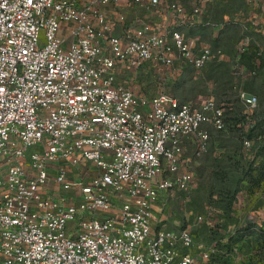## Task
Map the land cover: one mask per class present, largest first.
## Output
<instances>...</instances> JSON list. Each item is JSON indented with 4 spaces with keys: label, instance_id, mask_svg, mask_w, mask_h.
<instances>
[{
    "label": "built area",
    "instance_id": "built-area-1",
    "mask_svg": "<svg viewBox=\"0 0 264 264\" xmlns=\"http://www.w3.org/2000/svg\"><path fill=\"white\" fill-rule=\"evenodd\" d=\"M188 1L190 13L179 0H0V264H248L264 255L248 248L264 237L263 194L256 236H233L242 224L199 243L189 228L154 219L166 194L189 202L195 174L182 155L193 145L199 165L210 144L203 126L224 130L226 103L142 94L118 78L134 70L138 79L148 65L165 78L175 64L181 78L186 67L202 72L225 54L199 34L247 30L234 16L203 17L223 0ZM245 2L264 15V0ZM262 55L245 36L229 59L233 78L256 79ZM238 95L248 113L258 108L256 96ZM242 146L256 165L253 142ZM245 198L237 193L236 217ZM219 213L209 207L195 223L218 230Z\"/></svg>",
    "mask_w": 264,
    "mask_h": 264
},
{
    "label": "rangeland",
    "instance_id": "rangeland-1",
    "mask_svg": "<svg viewBox=\"0 0 264 264\" xmlns=\"http://www.w3.org/2000/svg\"><path fill=\"white\" fill-rule=\"evenodd\" d=\"M182 1V0H179ZM217 9H212L213 17L210 19L213 22H218L221 18L228 17L230 14H226L225 9L222 7H215ZM222 9V10H220ZM220 10V11H218ZM186 37L190 39L191 37L198 36L194 32H187ZM241 34L237 31H228L223 34H217L213 31H206L199 34V37L204 41V43L215 45L220 48L225 56L223 58V63L221 64H210L205 69L201 71H196L190 67H186L185 75L181 78V73L179 66L175 64L171 71L169 72L173 75L165 78L161 71H155L150 65L146 66L144 72L138 75V79L134 78V70L128 72H122L118 80L125 84L132 91L136 90L139 93H156L159 90L168 91L174 97L181 101H199L206 99L208 97L214 98L218 104H223L221 98L229 95L227 98H231L234 101H238L237 106H241L242 112L236 113V118L245 116L246 121H249V125L252 123L251 113L245 109L239 98L238 91H244L246 93L256 96L257 100L264 99V75L262 78L249 83L245 81H239L233 78L230 74L231 63L229 58L234 56L237 49V41L241 39ZM236 41V42H235ZM235 43V48H232V43ZM229 61V62H228ZM165 71V70H164ZM140 77L142 79H140ZM201 78L203 81H200ZM207 78V79H206ZM215 78V79H214ZM205 80V81H204ZM237 94V95H236ZM235 95V96H234ZM233 118V114L231 115ZM235 121V119L233 118ZM204 129L209 131L212 138V147L210 146L209 153L201 157L199 165L193 164L194 158V146L189 144L186 151L182 155L184 164H191L194 170V179L196 187L194 192L190 193L189 202L185 203L183 200V195L181 193L175 195H164L162 196L158 203L157 208H155L154 219L156 221L163 217L165 222L163 225L167 229L178 230L180 228H189L195 238L196 242L203 243L212 240L211 230H216L210 228L206 224H196L195 217L203 214L209 207H211V201L213 200V195L218 197V190L225 188V186L230 185V188H234L239 177V166L238 169L235 166L234 159L237 154L240 153L237 145H234L226 149L232 155V162L230 159L212 160V155L214 153L215 147L218 145V140H216L219 134L213 132L212 128L209 126H203ZM248 127L244 129L246 132ZM237 132L233 133L231 139L235 142ZM223 152V151H222ZM237 152V154H236ZM251 153L245 154V159H248ZM235 156V158H233ZM240 159H238L239 162ZM249 161V160H248ZM186 162V163H185ZM219 164V165H218ZM220 168V170H217ZM235 170V171H234ZM231 172V173H230ZM229 174V175H227ZM235 174V175H234ZM217 175V176H216ZM236 176V177H235ZM231 178V179H230ZM215 190V193H213ZM215 196V197H216ZM216 199V198H215ZM216 210L220 213L217 219L219 220L218 230L215 232V236H228L229 232L239 228L242 224L253 225V214H257L260 208V201L257 194H251L250 199L246 203V211L243 215L238 217L230 218L226 215V201L223 198H219L213 203ZM217 207V208H216ZM242 222V223H241ZM252 239V238H251ZM260 243L264 246V237L261 240H250L248 248L249 250L257 249L262 251L264 247L258 246ZM253 255V260L249 259L248 264H264V255L256 256ZM257 260L259 262H257Z\"/></svg>",
    "mask_w": 264,
    "mask_h": 264
},
{
    "label": "trees",
    "instance_id": "trees-1",
    "mask_svg": "<svg viewBox=\"0 0 264 264\" xmlns=\"http://www.w3.org/2000/svg\"><path fill=\"white\" fill-rule=\"evenodd\" d=\"M221 63L212 62L211 64H221ZM230 74H231V70H230ZM253 80L255 79L249 80L250 82L249 81L246 82L251 83L253 82ZM200 81H203V79L201 78ZM228 96L229 95H226L225 97L221 98V102L226 103L225 114H224V123H225L224 130L215 131L211 129L213 130V132L219 134L220 136L216 139L218 140L219 143H217L218 145L215 147L214 153L212 155V160L216 162V160L230 159L232 155L228 151H226V149L231 148L233 144L237 145L240 151L239 154H237L236 152L237 154L236 157L238 158L233 160L235 161L236 164L235 166L236 167L239 166V171H240L236 186L234 188H230L231 186L227 185L225 186V188L217 191L219 192L217 194L218 197L223 198L226 201V206H227L226 215L233 219V217H236L233 206L234 203L236 202V195L238 192L244 191L246 193V198H245L246 202H248L251 194L253 193L258 195L259 201L261 194L264 195V99L262 100L259 99L258 108L251 113V119H253V121L249 125L248 123L249 121H246L247 118L245 116L236 118L235 114L236 113L240 114V112H242V110L240 109L241 106H237L238 101H236L235 99L233 101L232 96L231 98H227ZM258 96H260V94H258ZM232 114L235 121L231 116ZM246 126L248 127V129L246 132H244ZM234 132H237V135L235 136L236 138L235 142H233V140L231 139V136H233ZM243 139H247L253 142L252 152L254 153V157L258 159L256 165H254L255 164L254 162L256 160L248 161L247 159H245V154L247 153L244 151L242 146ZM210 146L212 147L211 135H210V144L208 146V151L206 152V154L209 153ZM233 158H235V156H233ZM238 159H240L239 162ZM231 162L232 160L230 161V163ZM218 167L219 166H217V168ZM217 170H220V168H218ZM213 193H215V190H213ZM215 196L216 195H213V200L211 201V207H215L213 203L216 202V200L218 199V197ZM252 227H253L252 224L251 225L246 224L244 228L238 229L236 234L233 236H256L255 233H253L251 230ZM211 231L212 232L210 236H215L216 234L215 232L217 230H211ZM216 262L218 264H227L226 260H223L221 258H218Z\"/></svg>",
    "mask_w": 264,
    "mask_h": 264
},
{
    "label": "crops",
    "instance_id": "crops-1",
    "mask_svg": "<svg viewBox=\"0 0 264 264\" xmlns=\"http://www.w3.org/2000/svg\"><path fill=\"white\" fill-rule=\"evenodd\" d=\"M185 8L187 13H190V4L188 0H182L181 1ZM215 7H220V8H224L226 11V14H230V16H234L237 18H240L242 20L245 21V25L247 27V30H243L242 28H233L232 31H237L238 33L241 34V39L238 42H241L242 39H244L245 36L250 35V36H254V39H256V41L259 43V45L262 48L263 51V55L261 57L260 60V69L258 71V77L255 79L257 80L260 76L263 77L264 75V15L262 13V11L259 8H251L246 2L245 0H223V4L221 6L218 5H210V7H208L205 12H203V17L205 19H212L213 14H212V9H217ZM222 10V9H220ZM218 10V11H220ZM254 29V34L250 33L248 30L250 29ZM236 42V41H235ZM235 43H232V48H235ZM250 58L249 55L244 57L243 59V63L247 66L250 65ZM260 77V78H262ZM253 80V81H255ZM157 208V207H156ZM155 214V213H154ZM156 220V219H155Z\"/></svg>",
    "mask_w": 264,
    "mask_h": 264
}]
</instances>
